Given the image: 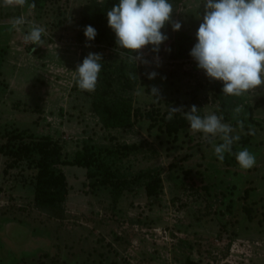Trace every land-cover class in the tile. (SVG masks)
<instances>
[{"label":"rangeland","instance_id":"374dc122","mask_svg":"<svg viewBox=\"0 0 264 264\" xmlns=\"http://www.w3.org/2000/svg\"><path fill=\"white\" fill-rule=\"evenodd\" d=\"M95 1L106 0H27L23 6L0 0V147L22 133L59 141L68 160L86 143L140 144L145 152L113 164L130 182L115 203L109 187L88 186L86 169L62 166L68 195L61 209L47 212L33 200L38 157L4 172L0 151V264H264V85L226 95L223 82L197 67L189 53L203 0H169L175 17L163 29L168 39L161 52L153 54L151 45L141 50L148 65L130 62L131 54L117 48L107 17L97 40L82 37L81 19ZM20 17L25 23H16ZM33 25L46 29L43 45L24 39ZM90 52L102 55L91 92L77 87L73 72ZM119 98L131 101L133 123L105 129L93 103ZM192 105L201 116L222 115L239 135L223 161L214 154L219 136L205 138L189 123L166 132L170 108ZM181 117L177 112L169 121ZM244 148L256 157L250 169L234 155ZM157 167L159 179L147 195L137 172Z\"/></svg>","mask_w":264,"mask_h":264},{"label":"clouds","instance_id":"9594fccd","mask_svg":"<svg viewBox=\"0 0 264 264\" xmlns=\"http://www.w3.org/2000/svg\"><path fill=\"white\" fill-rule=\"evenodd\" d=\"M4 2L23 6L27 0ZM202 4L204 13L196 32L197 42L189 53L197 67L210 79L223 82L222 91L226 95L239 97L264 85V0H203ZM31 6L35 7L34 4ZM172 13L173 5L169 0H119L107 11V21L115 33L117 48L131 54L130 62L148 65L150 62L144 59L141 50L152 45L153 51H159V46L168 39L161 29L170 22ZM16 23L23 24L25 20L20 17ZM172 27L179 31L181 24L174 22ZM45 34V28L33 25L24 39L39 46L44 44L42 37ZM84 35L88 41H93L97 30L91 25L85 26ZM101 61V54L90 52L77 65L73 72L79 89L95 90ZM156 75L155 72L148 73V78L154 79ZM131 78L137 77L132 75ZM150 93L160 98L157 86H152ZM234 111L240 113L242 106H237ZM177 112L183 113L191 131L203 133L205 138L219 136L222 143L213 147L220 161L224 160L226 152L231 153L233 143L240 139L239 135H233L234 128L223 122L222 115L201 116L198 108L192 105L188 111L182 106L171 107L167 119H172ZM240 127H243L242 122ZM234 155L241 168L255 166L256 157L247 148Z\"/></svg>","mask_w":264,"mask_h":264},{"label":"trees","instance_id":"16d2710c","mask_svg":"<svg viewBox=\"0 0 264 264\" xmlns=\"http://www.w3.org/2000/svg\"><path fill=\"white\" fill-rule=\"evenodd\" d=\"M119 0H106L105 3L92 2L87 7L81 19V33L84 35L85 26L91 25L97 30L99 36L100 27L107 17V11L117 4ZM171 15V20L174 19ZM166 23L165 25H167ZM164 29V28H163ZM163 29H161L163 33ZM80 33V34H81ZM87 39V38H86ZM150 50L153 54L161 52ZM93 109L105 129L125 128L132 125V105L127 98L114 100L99 99L93 103ZM166 132L171 134L188 125L187 120L181 117L177 122L167 120ZM2 155L6 157L4 172L14 168L21 161L30 159L34 155L38 158L34 161V205L47 212L53 209H61L68 195V184L62 166H77L86 169L85 178L89 180L88 186L92 189L109 187L114 203L129 188L130 182L121 179L114 172L113 164L116 160L127 158L130 155L143 154L145 151L140 144L110 143L101 147L84 144L82 149L76 151L72 159L65 158L62 144L49 136L34 137L22 133L11 134L4 145L0 147ZM161 168L140 170L136 179L145 180L144 185L147 195L154 193Z\"/></svg>","mask_w":264,"mask_h":264}]
</instances>
